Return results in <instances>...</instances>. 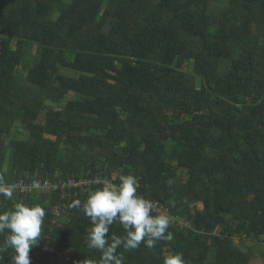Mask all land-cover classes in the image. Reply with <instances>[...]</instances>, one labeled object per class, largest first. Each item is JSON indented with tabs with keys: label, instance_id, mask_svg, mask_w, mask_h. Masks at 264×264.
Listing matches in <instances>:
<instances>
[{
	"label": "trees",
	"instance_id": "16d2710c",
	"mask_svg": "<svg viewBox=\"0 0 264 264\" xmlns=\"http://www.w3.org/2000/svg\"><path fill=\"white\" fill-rule=\"evenodd\" d=\"M121 174L174 234L123 264H264V0H0V182ZM100 186L0 196L46 210L30 264H98Z\"/></svg>",
	"mask_w": 264,
	"mask_h": 264
},
{
	"label": "clouds",
	"instance_id": "9594fccd",
	"mask_svg": "<svg viewBox=\"0 0 264 264\" xmlns=\"http://www.w3.org/2000/svg\"><path fill=\"white\" fill-rule=\"evenodd\" d=\"M15 185L0 182V196L13 200ZM71 207L89 218L86 247L101 253L98 264H123V255L132 252L141 243L154 249L159 241L171 242L169 231L173 217L167 212L154 214V204L138 194V181L132 174H121L118 182L105 180L98 188L87 193L85 200H74ZM46 216L40 204H26L24 200L0 211V235L7 233L0 243V253L13 251L9 264H30V249L41 240L42 226ZM113 225L122 226L123 235L110 232ZM163 264H185L181 253L164 257Z\"/></svg>",
	"mask_w": 264,
	"mask_h": 264
},
{
	"label": "built area",
	"instance_id": "2783aa9c",
	"mask_svg": "<svg viewBox=\"0 0 264 264\" xmlns=\"http://www.w3.org/2000/svg\"><path fill=\"white\" fill-rule=\"evenodd\" d=\"M108 180H100L99 178L92 180L89 179H68V180H59V181H41L35 180L31 183H26L24 181H19L15 185L16 190H18L22 195H31L32 193L39 191L41 193H51V192H60L65 193L69 191H81L92 185H102V182ZM115 180V176L112 178ZM8 185V184H6ZM55 215L59 214V208L54 209Z\"/></svg>",
	"mask_w": 264,
	"mask_h": 264
},
{
	"label": "rangeland",
	"instance_id": "374dc122",
	"mask_svg": "<svg viewBox=\"0 0 264 264\" xmlns=\"http://www.w3.org/2000/svg\"><path fill=\"white\" fill-rule=\"evenodd\" d=\"M72 0H66V2H68V3H70ZM36 52V51H35ZM192 69V65L191 64H187L186 65V70L187 71H190ZM16 130L17 131H20V129L19 128H15L14 130H13V134H15V132H16ZM169 150V149H168ZM115 177H116V175H114ZM236 243L242 248V249H246V248H249V247H251V242H249V241H240V240H236ZM253 256H254V259H253V263L254 264H257V263H260V259H259V257H258V255H257V253L256 252H254V254H253Z\"/></svg>",
	"mask_w": 264,
	"mask_h": 264
}]
</instances>
